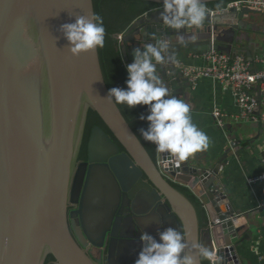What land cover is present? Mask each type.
I'll return each instance as SVG.
<instances>
[{
    "label": "water",
    "instance_id": "95a60500",
    "mask_svg": "<svg viewBox=\"0 0 264 264\" xmlns=\"http://www.w3.org/2000/svg\"><path fill=\"white\" fill-rule=\"evenodd\" d=\"M140 1L157 7L125 27L119 53L127 60L134 48L166 40L169 59L157 71L172 95L186 98L191 87L173 56L212 45L251 60L244 33L254 11L211 15L206 6L201 25L173 30L160 19L162 0ZM217 1L227 0L205 3ZM92 13L93 0H0V264H44L47 256L55 264H134L140 234L169 226L190 249L206 245L210 264H249L242 251L256 209L237 207L223 184L231 149L245 144L195 153L179 166L168 153L151 157L107 97L98 48L73 56L60 31ZM89 110L107 132L90 128L79 162Z\"/></svg>",
    "mask_w": 264,
    "mask_h": 264
},
{
    "label": "clouds",
    "instance_id": "9594fccd",
    "mask_svg": "<svg viewBox=\"0 0 264 264\" xmlns=\"http://www.w3.org/2000/svg\"><path fill=\"white\" fill-rule=\"evenodd\" d=\"M162 5L160 19L173 30L187 25L199 26L208 15L205 0H162ZM60 31L73 56L104 45L105 27L102 17L96 13L78 15L73 22L61 24ZM177 40L180 44L185 43L181 35L177 36ZM168 49L166 40L134 48L132 62L125 66L128 77L126 87L110 88L107 97L129 109L138 105L147 106V114L139 116L140 120L148 122L147 128L139 130L140 135L154 144L158 152L175 157L179 166L190 156L208 148V136L193 123L190 104L172 95L158 74L157 66L169 59L165 55ZM170 59L173 60L174 56ZM139 244L134 264H195V256L190 254L192 249L202 259L211 260L214 255L203 244H193L190 249L186 234L171 226L158 229L155 235L143 231Z\"/></svg>",
    "mask_w": 264,
    "mask_h": 264
},
{
    "label": "crops",
    "instance_id": "0c3cea01",
    "mask_svg": "<svg viewBox=\"0 0 264 264\" xmlns=\"http://www.w3.org/2000/svg\"><path fill=\"white\" fill-rule=\"evenodd\" d=\"M248 19L251 24L244 33L247 37L244 44L249 48L251 60H248L244 51L241 55H236L242 56L252 70H259L264 67L258 61L264 57V13L251 12ZM208 49L207 47L202 51L194 49L184 57L179 55L178 60L174 58L175 67L178 68L179 64L202 67L205 64L202 54ZM176 53L175 51L174 54ZM132 59L131 53L127 60L131 63ZM255 88L257 87L253 88L251 94L256 98ZM187 92L188 95L183 99L191 106L192 121L208 136V148L201 151V155L206 151L220 154L229 147V144L234 142L236 145L238 140L245 144L244 148L237 151L235 148L231 149L227 167L223 170V184L226 185L237 207L244 210L251 206L256 209L252 218L256 226L253 228L250 242L245 244L242 252L249 264H264V182L250 183L254 178L264 174V131L257 119L261 107L257 106L255 120L242 119L233 88L208 78L191 83ZM215 113L219 116L215 117Z\"/></svg>",
    "mask_w": 264,
    "mask_h": 264
},
{
    "label": "trees",
    "instance_id": "16d2710c",
    "mask_svg": "<svg viewBox=\"0 0 264 264\" xmlns=\"http://www.w3.org/2000/svg\"><path fill=\"white\" fill-rule=\"evenodd\" d=\"M228 1L229 0L212 2L206 6L210 9L217 10L224 7ZM93 6L94 13L102 17L105 27L104 45L98 48L99 62L104 81L108 90L112 87L125 88V81L128 78L125 66L130 62L121 58L118 49V40L115 39L113 35L123 31L131 21L141 16L146 11L156 8L157 5L140 0H93ZM115 19L116 22L114 23ZM117 106L149 155L154 157L156 146L145 141L139 131L141 128H147L148 125L146 120L139 119L141 113L147 114V106L138 105L133 109H129L126 105L122 104ZM93 125H98L105 129L96 113L89 110L85 128L86 136H84L85 143L89 130ZM179 189L197 205L196 201L186 189ZM202 261L203 264H210L207 259H203Z\"/></svg>",
    "mask_w": 264,
    "mask_h": 264
},
{
    "label": "built area",
    "instance_id": "2783aa9c",
    "mask_svg": "<svg viewBox=\"0 0 264 264\" xmlns=\"http://www.w3.org/2000/svg\"><path fill=\"white\" fill-rule=\"evenodd\" d=\"M229 9L238 11L248 9L264 13V0H229L221 9L209 10V13L214 15L227 12ZM122 35L123 31L119 34L118 44H120ZM202 59L205 62L202 67L179 64V73L192 84L201 78H208L220 84L230 85L235 91V100L242 119L255 120L257 117L254 114L255 109L260 105L261 112L257 119L264 131V67L252 70L250 64L242 56H231L219 52L212 45L202 54ZM258 61L264 66V57ZM254 87H257L259 93V103L251 94ZM214 115L219 116L218 113ZM256 182H264V174L250 181L251 184Z\"/></svg>",
    "mask_w": 264,
    "mask_h": 264
},
{
    "label": "flooded vegetation",
    "instance_id": "af4514ba",
    "mask_svg": "<svg viewBox=\"0 0 264 264\" xmlns=\"http://www.w3.org/2000/svg\"><path fill=\"white\" fill-rule=\"evenodd\" d=\"M115 22H116V19L114 20V23H115ZM91 127H93V126H91ZM101 128H102V127H101ZM102 129H104V128H102ZM104 131L107 132L106 129H104ZM85 133H86V132H85ZM84 135L86 136V134H84ZM86 143H87V140H86ZM86 143H85V141H84V139H83V143H82V146H81V151H80L79 158H78V161H79V162H80L81 160H83L84 152H85V147H86ZM71 209H72V207L69 206V207H68V212L72 211ZM122 212L125 213L124 209L122 210ZM110 261H113V262L117 261V257H116L115 255H113V256L111 257ZM55 263H56V262L54 261V259H53L51 256H47V258H46V260H45V262H44V264H55Z\"/></svg>",
    "mask_w": 264,
    "mask_h": 264
},
{
    "label": "rangeland",
    "instance_id": "374dc122",
    "mask_svg": "<svg viewBox=\"0 0 264 264\" xmlns=\"http://www.w3.org/2000/svg\"><path fill=\"white\" fill-rule=\"evenodd\" d=\"M124 30H125V29H124ZM124 30H123V31H124Z\"/></svg>",
    "mask_w": 264,
    "mask_h": 264
}]
</instances>
